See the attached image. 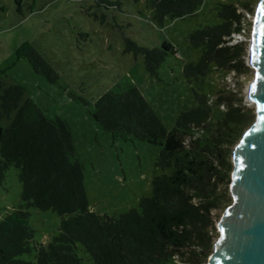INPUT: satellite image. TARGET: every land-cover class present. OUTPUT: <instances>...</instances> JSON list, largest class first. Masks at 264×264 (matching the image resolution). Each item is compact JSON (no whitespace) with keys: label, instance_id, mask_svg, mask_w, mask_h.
Returning <instances> with one entry per match:
<instances>
[{"label":"trees","instance_id":"1","mask_svg":"<svg viewBox=\"0 0 264 264\" xmlns=\"http://www.w3.org/2000/svg\"><path fill=\"white\" fill-rule=\"evenodd\" d=\"M144 1L158 23L166 16L190 14L202 2ZM216 8L218 22L187 35L189 43L202 50L196 62L183 64L185 76L201 78L212 65L235 71L245 67L244 48L234 37L240 33L243 13L231 2H218ZM125 42V50L141 52L151 75L167 52L176 51L168 41L152 48L127 37ZM19 51L36 73L55 80L54 69L31 45L24 44ZM195 97L198 103L180 111L170 130L135 86L106 90L94 101V117L104 130L159 144L155 165L172 166L171 172L151 178V192L139 198V209L109 215L88 208L83 163L76 156L67 121L47 116L24 97L21 84L0 80V119L13 112L9 124L0 126V179L13 164L18 168L22 204L49 208L60 216L57 233L47 242L33 240L27 209L15 208L3 216L0 264H83L76 253L78 244L94 264H194L207 258L213 242L209 211L222 200L217 186L231 170L226 144L241 136L248 118L239 106L229 105L212 122L206 97L198 93ZM196 129L203 133L196 135ZM32 249L33 261L19 257Z\"/></svg>","mask_w":264,"mask_h":264},{"label":"rangeland","instance_id":"2","mask_svg":"<svg viewBox=\"0 0 264 264\" xmlns=\"http://www.w3.org/2000/svg\"><path fill=\"white\" fill-rule=\"evenodd\" d=\"M258 1L202 0L192 13L166 16L158 23L144 0H0V80L21 84L24 97L31 98L47 116L67 121L76 156L83 163L90 210L117 215L131 207L139 209V198L151 192V178L171 172L172 166L155 165L159 144L104 130L94 117V101L106 90L135 86L170 130L180 111L198 103V93L206 97L212 122L229 105H237L246 113L247 128L255 119L254 104L246 95L253 68L246 58ZM218 2L234 3L243 13L240 33L234 37L244 48L245 67L235 71L212 65L201 78L185 76L183 64L196 62L202 50L190 44L187 35L220 20ZM126 37L148 48L168 41L176 51L167 52L156 74L151 75L141 52L125 50ZM24 44L31 45L51 65L57 75L53 82L32 69L19 51ZM12 116L13 112L1 118L0 126L9 124ZM194 133L200 135L203 131L196 129ZM237 140L226 144L225 155L230 163ZM229 180L230 172L217 186L222 200L209 211L213 240L218 235L216 221L231 201ZM20 190L18 168L10 164L0 179V219L15 208L27 209L33 240L49 241L57 233L60 216L49 208L25 207ZM76 253L83 264H94L82 245L78 244ZM19 257L33 261L34 250Z\"/></svg>","mask_w":264,"mask_h":264},{"label":"water","instance_id":"3","mask_svg":"<svg viewBox=\"0 0 264 264\" xmlns=\"http://www.w3.org/2000/svg\"><path fill=\"white\" fill-rule=\"evenodd\" d=\"M246 60L253 68L246 95L255 119L232 148L231 201L216 221L205 264H264V0L255 10Z\"/></svg>","mask_w":264,"mask_h":264},{"label":"snow or ice","instance_id":"4","mask_svg":"<svg viewBox=\"0 0 264 264\" xmlns=\"http://www.w3.org/2000/svg\"><path fill=\"white\" fill-rule=\"evenodd\" d=\"M254 88H255V85H253V90H254Z\"/></svg>","mask_w":264,"mask_h":264},{"label":"built area","instance_id":"5","mask_svg":"<svg viewBox=\"0 0 264 264\" xmlns=\"http://www.w3.org/2000/svg\"><path fill=\"white\" fill-rule=\"evenodd\" d=\"M235 35H236V34H235ZM235 35H234V36H235Z\"/></svg>","mask_w":264,"mask_h":264}]
</instances>
